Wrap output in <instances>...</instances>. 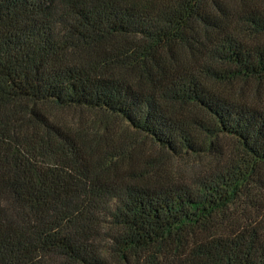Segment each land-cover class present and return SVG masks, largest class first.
<instances>
[{
	"label": "trees",
	"instance_id": "trees-1",
	"mask_svg": "<svg viewBox=\"0 0 264 264\" xmlns=\"http://www.w3.org/2000/svg\"><path fill=\"white\" fill-rule=\"evenodd\" d=\"M0 264H264V0H0Z\"/></svg>",
	"mask_w": 264,
	"mask_h": 264
}]
</instances>
